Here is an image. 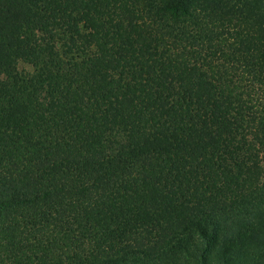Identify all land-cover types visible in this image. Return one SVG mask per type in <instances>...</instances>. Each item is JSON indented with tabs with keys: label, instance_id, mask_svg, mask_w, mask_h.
Segmentation results:
<instances>
[{
	"label": "trees",
	"instance_id": "16d2710c",
	"mask_svg": "<svg viewBox=\"0 0 264 264\" xmlns=\"http://www.w3.org/2000/svg\"><path fill=\"white\" fill-rule=\"evenodd\" d=\"M223 21L264 75V0H0V264H264Z\"/></svg>",
	"mask_w": 264,
	"mask_h": 264
},
{
	"label": "rangeland",
	"instance_id": "374dc122",
	"mask_svg": "<svg viewBox=\"0 0 264 264\" xmlns=\"http://www.w3.org/2000/svg\"><path fill=\"white\" fill-rule=\"evenodd\" d=\"M213 26L223 31V43L221 45L223 59L218 60L219 63L223 61V78L231 85L234 93L238 95L246 125L248 124L249 135L253 138L254 131L259 127V120L264 115V75L260 72L258 63L255 64V71L251 72L250 66L247 64L248 61L235 59L234 54L237 57L240 56L243 26L235 22L229 25L226 21H223V24ZM206 44L207 42L203 40V37H199L194 43L195 46H198L196 47L198 50ZM18 70L33 72L34 68L31 64L20 60Z\"/></svg>",
	"mask_w": 264,
	"mask_h": 264
}]
</instances>
